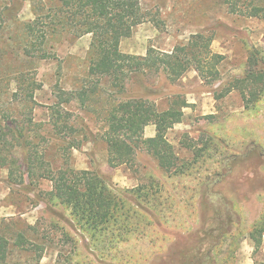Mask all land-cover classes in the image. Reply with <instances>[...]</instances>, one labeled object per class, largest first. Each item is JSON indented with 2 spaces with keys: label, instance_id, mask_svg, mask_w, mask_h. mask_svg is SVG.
<instances>
[{
  "label": "rangeland",
  "instance_id": "rangeland-1",
  "mask_svg": "<svg viewBox=\"0 0 264 264\" xmlns=\"http://www.w3.org/2000/svg\"><path fill=\"white\" fill-rule=\"evenodd\" d=\"M140 3L145 20L122 41V53L144 57L151 48L171 53L192 36L202 34L213 39L211 53L223 58L214 68L219 79L202 81L189 71L171 83L163 74L145 73L130 80L126 93L117 96L109 80L90 74L92 35L49 36L47 59L27 58L20 46L21 25L36 19L35 8L52 4L49 0H0V116L33 120V132L49 134L47 141L35 143L52 169L68 164L77 171L99 172L121 192L143 188V198L161 211L164 224L159 229L150 217L130 205L136 214L129 222L140 224L139 233L127 237L121 233L124 239L120 242L100 235L85 241L76 236L70 222L67 226L58 221L61 207L50 209L51 182L36 177L30 181L33 185L27 182L10 187L7 171L0 170V230L10 242L8 264H36L41 254L40 264H187L196 257L204 260L213 243L208 232L214 230L218 235L217 226L229 211L232 220L228 218L225 224L221 247L209 253L210 264H264V234L259 245L250 238L254 225L264 216V158L258 153V149L264 150V98L245 110L238 91L222 95L233 79L248 70L251 51L264 56V21L230 14L224 0ZM32 82L41 90L31 100L25 89ZM174 96L182 97L191 107L184 110L183 122L166 131L163 138L174 149L178 168L184 162L198 163L184 175L169 178L143 151L127 165L110 167L104 118L113 100L143 99L165 110ZM67 98L70 103L61 105L59 112L60 127L68 129L59 138L67 148L73 144L76 149L71 151L52 139L55 129L50 114L53 106ZM144 135L155 138L156 127L146 128ZM199 151L203 153L197 159ZM221 175L208 207L202 202V189ZM29 225L38 226L40 233L52 230L53 225L59 227L57 233L48 234L53 244L38 242L43 253L14 249L16 234ZM62 231L72 238V244L60 241ZM167 249L163 258L154 261Z\"/></svg>",
  "mask_w": 264,
  "mask_h": 264
},
{
  "label": "trees",
  "instance_id": "trees-1",
  "mask_svg": "<svg viewBox=\"0 0 264 264\" xmlns=\"http://www.w3.org/2000/svg\"><path fill=\"white\" fill-rule=\"evenodd\" d=\"M52 1L49 0V5ZM54 1L49 8L48 6L35 8L36 19L21 25L20 46L27 58L47 59L49 36L60 33H71L77 38L92 35L90 74L98 75L99 80H109L111 88L117 89V96H123L126 93L130 80L144 76L145 73L163 74L171 83L178 82L189 71L196 72L202 81L210 78H216L214 81L219 79L220 74L214 71V68L223 58L211 53L213 39L202 34L192 36L187 43L177 46L171 53L160 52L153 48L144 57L122 53L120 49L122 41L130 38L134 29L145 20L140 0ZM224 4L228 7L230 14L264 21L263 0H224ZM247 67L245 74L241 78L233 79L228 85L229 88L223 90L222 95L225 97L233 90L238 91L245 110H250L264 98L263 54L258 50L251 51ZM21 78H23L22 75ZM22 82L26 83L23 80ZM26 86L25 91L28 93L26 97L31 100L34 94L41 90L35 82ZM85 95L86 93L83 94ZM69 103L70 100L67 98L50 109L51 121L55 129L52 139L55 138L65 147L67 143L59 138V135L68 127H60L59 108ZM190 107L191 105L180 96L171 97L168 108L165 110H160L158 105L148 100L114 99L104 118L107 128L104 139L108 146L109 166L118 168L127 165L132 162L134 155L147 151L169 178L187 173L198 162H184L178 168L179 159L163 135L183 122L184 110ZM34 126L33 120L0 116V170L7 171L10 187H22L36 177L51 182L53 187L48 194L50 209L61 207L56 216L58 221L67 226L70 222L76 236L85 241L100 235L99 238L104 236L113 239L114 237L120 242L124 239H121V233L125 235L124 237L139 233L140 224L130 223L132 215L136 214L135 209L150 217L158 228L164 226L160 217L161 211L143 198V188L121 192L110 185V182L99 172L77 171L68 164L60 169H52L49 164H45L41 158L44 156L38 150L39 144L35 142L47 141L50 136L47 133L41 135L33 132ZM148 126L156 127L155 138H145L144 132ZM10 146L12 150H9ZM68 147L65 150L76 149L73 144H68ZM202 153L199 151L196 158H201ZM258 153L264 158V150L258 149ZM222 179L223 175L219 176L217 181L207 183L203 187L201 199L206 206L209 207L210 198L215 197L213 191ZM29 184L33 185V182ZM152 186L155 187V184L153 183ZM66 214H69L71 221ZM231 215L229 211L223 222L218 224L220 231L218 235L214 230L208 232L213 243L207 250L205 259L196 257L187 264L211 263L209 253L221 247L224 237L223 229L228 218L232 220ZM57 231L59 227L56 225H53L52 230L47 233L45 231L40 233L38 226L29 225L16 234L13 247L23 253L29 251L43 253L42 246L38 245V242L53 244L48 234L57 233ZM29 233L33 235L32 238ZM263 234L264 216L258 225H254L250 238L259 245ZM61 235L63 239L60 241L73 243L72 238L63 231ZM9 246V240L0 230V264H8L7 259L11 255ZM166 252H169V249L162 251L160 255L157 254L154 261L163 258ZM42 258L43 254L38 256L36 264H40ZM95 260L97 263L98 258Z\"/></svg>",
  "mask_w": 264,
  "mask_h": 264
},
{
  "label": "crops",
  "instance_id": "crops-1",
  "mask_svg": "<svg viewBox=\"0 0 264 264\" xmlns=\"http://www.w3.org/2000/svg\"><path fill=\"white\" fill-rule=\"evenodd\" d=\"M148 127H150V126H148ZM148 127H147V128H148ZM256 134H259V133H256ZM150 138H153V137H152V136H150Z\"/></svg>",
  "mask_w": 264,
  "mask_h": 264
},
{
  "label": "flooded vegetation",
  "instance_id": "flooded-vegetation-1",
  "mask_svg": "<svg viewBox=\"0 0 264 264\" xmlns=\"http://www.w3.org/2000/svg\"><path fill=\"white\" fill-rule=\"evenodd\" d=\"M216 234V233H215Z\"/></svg>",
  "mask_w": 264,
  "mask_h": 264
}]
</instances>
